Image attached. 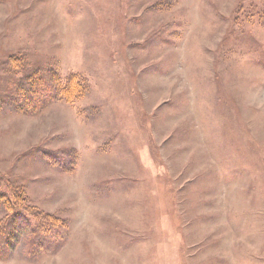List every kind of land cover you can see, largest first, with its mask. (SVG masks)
I'll list each match as a JSON object with an SVG mask.
<instances>
[{"label": "rangeland", "instance_id": "obj_1", "mask_svg": "<svg viewBox=\"0 0 264 264\" xmlns=\"http://www.w3.org/2000/svg\"><path fill=\"white\" fill-rule=\"evenodd\" d=\"M248 4L0 0V264H264Z\"/></svg>", "mask_w": 264, "mask_h": 264}, {"label": "trees", "instance_id": "obj_2", "mask_svg": "<svg viewBox=\"0 0 264 264\" xmlns=\"http://www.w3.org/2000/svg\"><path fill=\"white\" fill-rule=\"evenodd\" d=\"M249 4H248V8H249V12L253 15L257 16V19L260 20V22L264 25V0H248ZM34 221H30L29 218L27 217V219L25 220V216L21 213H18L17 211H15L9 218H7L6 222L3 225V232L1 238H10L11 234H13V232L15 230H18V228H15L17 225H23L21 222H25V225H30L32 223L33 226V230H32V235L33 237H38L39 234L41 233L43 236L47 235L50 231H52V229H56L53 228L55 225L51 224V223H44L43 220H39L37 218V216H35L34 218L31 217ZM17 224V225H16ZM15 226V227H14ZM4 241V240H3ZM1 240H0V248L3 247V245L1 244ZM4 244V243H3ZM6 246V245H5Z\"/></svg>", "mask_w": 264, "mask_h": 264}]
</instances>
